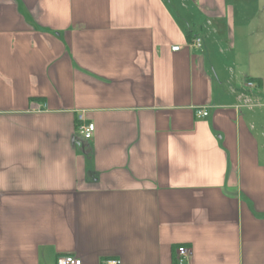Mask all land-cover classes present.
<instances>
[{
	"label": "crops",
	"instance_id": "0c3cea01",
	"mask_svg": "<svg viewBox=\"0 0 264 264\" xmlns=\"http://www.w3.org/2000/svg\"><path fill=\"white\" fill-rule=\"evenodd\" d=\"M179 247L264 264V0H0V264Z\"/></svg>",
	"mask_w": 264,
	"mask_h": 264
},
{
	"label": "built area",
	"instance_id": "2783aa9c",
	"mask_svg": "<svg viewBox=\"0 0 264 264\" xmlns=\"http://www.w3.org/2000/svg\"><path fill=\"white\" fill-rule=\"evenodd\" d=\"M191 45L193 47L200 48L201 47V39L200 38H194ZM173 50L178 51L179 48L174 47ZM245 86L248 89H252L254 87V83L251 81H247ZM207 115H208L207 112L204 110L196 111V117H198V118H204ZM79 121H82V122L84 121V116L82 114L79 116ZM93 133H94V125L93 124H81L80 126H78V134H79L80 138L83 140H90L93 136ZM176 254H177V258H176L177 264H182L184 258L189 256V251L185 247H179L176 250ZM56 264H81V261L75 257L67 255V256L58 257L56 260ZM105 264H120V261L109 260V261H106Z\"/></svg>",
	"mask_w": 264,
	"mask_h": 264
}]
</instances>
